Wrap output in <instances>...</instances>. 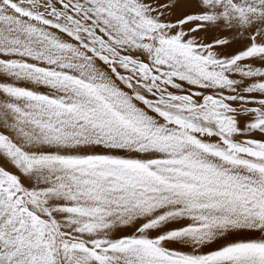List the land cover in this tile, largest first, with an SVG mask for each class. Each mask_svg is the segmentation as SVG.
I'll return each instance as SVG.
<instances>
[{
    "label": "snow or ice",
    "instance_id": "6c2138e0",
    "mask_svg": "<svg viewBox=\"0 0 264 264\" xmlns=\"http://www.w3.org/2000/svg\"><path fill=\"white\" fill-rule=\"evenodd\" d=\"M0 264H264V0H0Z\"/></svg>",
    "mask_w": 264,
    "mask_h": 264
}]
</instances>
